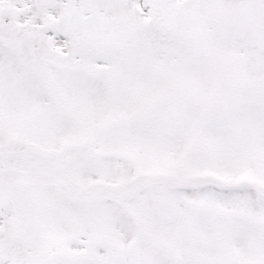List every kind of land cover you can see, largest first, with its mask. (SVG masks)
<instances>
[{
	"label": "snow or ice",
	"instance_id": "1",
	"mask_svg": "<svg viewBox=\"0 0 264 264\" xmlns=\"http://www.w3.org/2000/svg\"><path fill=\"white\" fill-rule=\"evenodd\" d=\"M0 264H264V0H0Z\"/></svg>",
	"mask_w": 264,
	"mask_h": 264
}]
</instances>
